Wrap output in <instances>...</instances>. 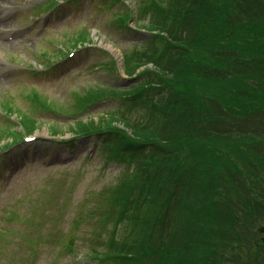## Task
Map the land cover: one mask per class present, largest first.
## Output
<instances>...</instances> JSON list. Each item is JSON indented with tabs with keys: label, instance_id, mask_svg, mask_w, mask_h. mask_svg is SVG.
Masks as SVG:
<instances>
[{
	"label": "trees",
	"instance_id": "obj_1",
	"mask_svg": "<svg viewBox=\"0 0 264 264\" xmlns=\"http://www.w3.org/2000/svg\"><path fill=\"white\" fill-rule=\"evenodd\" d=\"M135 9L147 37L122 49L131 80L84 87L68 112L117 100L96 118H76L69 131L95 137L102 166L122 168L113 184L71 201L55 254L81 253L87 264H229L220 256L240 240L238 225L251 230L244 217L264 212L260 175L247 185L258 195L253 203L222 172L223 162L237 168L231 154L252 163L255 152L245 157L240 146L246 138L264 153V0H138ZM132 14L126 7L115 23ZM106 66L117 72L115 60ZM34 120L19 121L32 133ZM27 248L30 260L37 251Z\"/></svg>",
	"mask_w": 264,
	"mask_h": 264
},
{
	"label": "rangeland",
	"instance_id": "obj_2",
	"mask_svg": "<svg viewBox=\"0 0 264 264\" xmlns=\"http://www.w3.org/2000/svg\"><path fill=\"white\" fill-rule=\"evenodd\" d=\"M44 1L0 0V103L8 99L18 113L36 116L34 105L28 100L35 90L59 112H38L36 117L41 127L35 131V139L18 143L5 151V160L0 157V230L4 231L3 240L0 239V264H24L26 261L28 264H77L81 253L75 261V257L55 254L60 246L53 242V238L59 241L62 239L59 235L62 236V232L68 229L73 213L71 207H74L71 201L74 204L83 202L93 189L113 184L119 173V165L101 166L103 159L99 148L91 153L90 158H86L87 151L94 146L93 139H76L75 146H68L65 141L56 144L52 141H60L58 138L69 140L72 136L69 129L78 116L73 118L66 113L74 110L76 93L98 81L106 83L120 79L112 71L93 65L97 60L108 61L110 55L92 46L51 70L45 65L48 61L40 54L55 58L57 49L61 50L64 45L71 48L72 37L80 29H86L98 45L104 48L112 46L114 57L120 45L132 47L145 39V32L140 28L128 30L114 24L116 14L124 8L121 1L113 4H107L111 0L61 2L64 5H56L49 18L43 12L44 7H36ZM135 1L130 0L132 5L128 4L129 7H134ZM36 64L40 72H34ZM117 104V101L100 102L87 115H82V119L96 118ZM5 114L0 107V132L17 130L14 114L8 117ZM244 141L240 146L245 157H248L247 150L255 152L254 155L248 154L252 157V163L245 158L243 166L231 154V161H237L234 163L237 168L233 163L223 162L222 172L224 177L231 173L230 183H233L232 188L240 198L251 200V196H254L258 200L256 192L249 190L247 185L255 176L260 175L264 179V171L258 169H264V153L257 152L256 139L246 138ZM3 142L0 140V145ZM0 153L3 154L2 151ZM253 170L255 175L252 176ZM236 214L243 217L250 215L240 210ZM263 215L264 212L261 215L256 212L251 217H244V224L251 230L238 225L240 240H235L234 247H228V251L221 254L225 262L253 264L257 253L254 244L260 240V236L264 237V232L257 229L264 226ZM20 234H26L33 240L20 238ZM249 237L252 242L256 240L252 249ZM32 243L37 254L31 260H26L24 256L33 255L27 248ZM262 253L264 247L259 248L261 258L264 257ZM260 264H264V258Z\"/></svg>",
	"mask_w": 264,
	"mask_h": 264
},
{
	"label": "flooded vegetation",
	"instance_id": "obj_3",
	"mask_svg": "<svg viewBox=\"0 0 264 264\" xmlns=\"http://www.w3.org/2000/svg\"><path fill=\"white\" fill-rule=\"evenodd\" d=\"M259 232H264V228L263 229H259ZM255 250H256V254H255V257H254V260H253V264H260L262 259L264 258H261L260 255H259V248H263L264 247V237L263 236H260V240L259 241H256L255 242ZM263 254V253H262ZM264 255V254H263Z\"/></svg>",
	"mask_w": 264,
	"mask_h": 264
}]
</instances>
